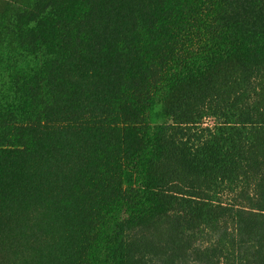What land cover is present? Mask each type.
<instances>
[{"label":"trees","instance_id":"trees-1","mask_svg":"<svg viewBox=\"0 0 264 264\" xmlns=\"http://www.w3.org/2000/svg\"><path fill=\"white\" fill-rule=\"evenodd\" d=\"M190 253L264 264V0H0V264Z\"/></svg>","mask_w":264,"mask_h":264},{"label":"rangeland","instance_id":"rangeland-1","mask_svg":"<svg viewBox=\"0 0 264 264\" xmlns=\"http://www.w3.org/2000/svg\"><path fill=\"white\" fill-rule=\"evenodd\" d=\"M205 124L207 125V124H213L214 123V120L213 119H211V118H209V119H206L205 120ZM141 234V232H134L133 234H132V236H133V239L134 240H138V238H139V235ZM218 237V235H213V237L212 238H217ZM207 239L206 238H204V239H199V241L198 242H196V245H199V246H205V244H207ZM195 257H196V254L194 253L193 255H192V253H190V256L187 258V260L186 261H183V262H180V264H204L202 261H197L196 259H195ZM147 262H146V264H165L161 259H159L158 258V256H146V259H145Z\"/></svg>","mask_w":264,"mask_h":264}]
</instances>
